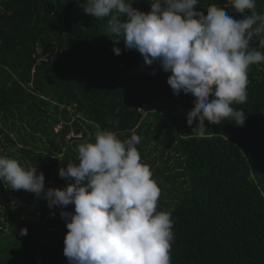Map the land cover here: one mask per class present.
<instances>
[{"label":"trees","instance_id":"trees-1","mask_svg":"<svg viewBox=\"0 0 264 264\" xmlns=\"http://www.w3.org/2000/svg\"><path fill=\"white\" fill-rule=\"evenodd\" d=\"M129 2L147 13L154 0ZM84 3L0 0V155L37 167L46 190L63 189L59 169L78 163L77 145L94 142L98 128L121 140L135 133L162 189L157 211L174 221L171 264H264V64L248 72L247 102L233 105L245 125L206 121L199 137L187 125L194 97L174 96L171 73L125 50L108 18L85 14ZM256 3L264 14V0ZM212 4L243 19L230 0H199L196 10L207 15ZM253 46L264 52L259 38ZM60 211L0 182V264H68Z\"/></svg>","mask_w":264,"mask_h":264},{"label":"clouds","instance_id":"clouds-1","mask_svg":"<svg viewBox=\"0 0 264 264\" xmlns=\"http://www.w3.org/2000/svg\"><path fill=\"white\" fill-rule=\"evenodd\" d=\"M230 3L243 19L216 4L205 15L196 10L199 0H154L147 13L129 0H85L81 7L97 20L108 18L116 42L136 50L145 65L170 72L167 84L174 96L194 97L187 125L204 137L206 121L245 125V112L233 105L247 102L248 72L264 64V52L253 46L259 38L264 47V14L256 11V0ZM113 52L122 54L118 47ZM140 143L135 133L121 140L116 132L98 128L94 142L77 145L78 163L59 169V177L68 182L63 189L46 190L37 167L0 155V182L43 198L50 210L61 209L68 264H171L174 221L171 212L157 211L162 189L142 162ZM69 205L74 212L64 210ZM27 233L22 228L19 234Z\"/></svg>","mask_w":264,"mask_h":264},{"label":"rangeland","instance_id":"rangeland-1","mask_svg":"<svg viewBox=\"0 0 264 264\" xmlns=\"http://www.w3.org/2000/svg\"><path fill=\"white\" fill-rule=\"evenodd\" d=\"M60 129H61V126H57V127H56V132H58ZM80 136H81V135H79V136H76V135H75V137H77V138H80ZM70 137H72V134H70ZM153 179H154V178H153Z\"/></svg>","mask_w":264,"mask_h":264},{"label":"built area","instance_id":"built-area-1","mask_svg":"<svg viewBox=\"0 0 264 264\" xmlns=\"http://www.w3.org/2000/svg\"><path fill=\"white\" fill-rule=\"evenodd\" d=\"M74 137H75V135H74Z\"/></svg>","mask_w":264,"mask_h":264}]
</instances>
